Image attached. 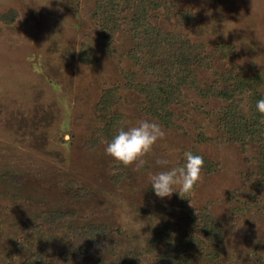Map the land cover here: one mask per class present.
Returning <instances> with one entry per match:
<instances>
[{"label":"rangeland","instance_id":"374dc122","mask_svg":"<svg viewBox=\"0 0 264 264\" xmlns=\"http://www.w3.org/2000/svg\"><path fill=\"white\" fill-rule=\"evenodd\" d=\"M49 3L0 0V264H264V0ZM141 119L136 170L104 149Z\"/></svg>","mask_w":264,"mask_h":264},{"label":"clouds","instance_id":"9594fccd","mask_svg":"<svg viewBox=\"0 0 264 264\" xmlns=\"http://www.w3.org/2000/svg\"><path fill=\"white\" fill-rule=\"evenodd\" d=\"M50 3L46 5L50 6ZM256 110L264 116V98L257 100ZM261 122L264 123V120ZM165 135L164 129L155 120L141 119L128 127L122 123L111 140L106 142L104 151L117 163L134 165L136 170H140L147 163L145 157L152 152L153 145ZM156 163L161 166V170L150 174L148 185L159 198L171 197L174 192L182 198L190 197L202 178L204 158L191 150L184 151L183 162L176 166L166 167L170 164L167 157L158 158Z\"/></svg>","mask_w":264,"mask_h":264}]
</instances>
